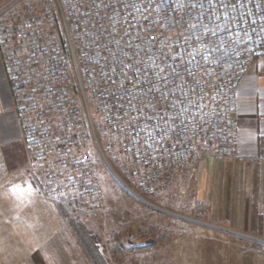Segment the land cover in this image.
Instances as JSON below:
<instances>
[{
	"label": "rangeland",
	"instance_id": "rangeland-1",
	"mask_svg": "<svg viewBox=\"0 0 264 264\" xmlns=\"http://www.w3.org/2000/svg\"><path fill=\"white\" fill-rule=\"evenodd\" d=\"M91 3L0 0L9 92L0 95V264H264V238L209 219L196 197L195 163L230 143L223 134L213 133L209 147L198 135L195 148L134 149L123 148L129 136L116 125L113 144L105 120L121 123L137 111L123 116L104 97L115 89L102 75L104 57L124 51L112 43L105 18L111 8ZM38 109L43 123L26 130L22 117L31 120ZM142 111L155 128L158 121L147 119L153 111ZM65 129L78 135L62 137ZM139 137L135 132L130 141ZM43 139L53 141L41 146ZM148 153L161 155V164L143 159ZM157 169L161 175L153 174Z\"/></svg>",
	"mask_w": 264,
	"mask_h": 264
},
{
	"label": "snow or ice",
	"instance_id": "snow-or-ice-1",
	"mask_svg": "<svg viewBox=\"0 0 264 264\" xmlns=\"http://www.w3.org/2000/svg\"><path fill=\"white\" fill-rule=\"evenodd\" d=\"M83 2V0H82ZM175 5L174 8L171 6ZM90 7L94 8H111V11L105 13V18L109 21L111 35L113 36L112 43L119 45L121 41V30L123 36H130L135 31L137 35L141 31L157 30L162 24L170 29H175L180 26L181 31L175 40L171 37H164L165 41L171 40L172 44L179 45L181 40L187 46L189 36L185 35V31L191 34V39L200 40L201 35L211 34L217 35L218 32H228L231 34V25L235 22L238 28L244 21L232 15L238 8H243L241 0H92ZM207 8V14L203 13V9ZM199 9L200 11H194ZM184 10V15L177 16L174 12ZM243 15V13H241ZM187 16V19H185ZM264 19V17H261ZM219 21L214 28L208 25L213 21ZM145 23L147 27H145ZM163 37V32L160 33ZM155 37L149 36L148 44L149 55L145 61L141 55L139 45H136L138 51H124L121 56L116 54L111 55V63L108 58L104 57L108 68L102 73L103 76H108L109 71L120 77L119 86L125 87V81L130 85L125 89V96L129 100V108L136 109L137 115L130 116V121H136L137 136L141 131L146 132L150 138L159 136L161 140L167 137L168 130L180 129L181 124H176L174 121L171 125L165 117L170 111L177 113H185L191 109L193 120L196 114L205 108L204 103L206 92L201 89L200 93H196V87H199V81L196 82V87L191 88V92L195 94V99L189 95L185 85L188 81L185 76L195 80V73L188 67L194 63V57L198 49L187 51L186 47L172 48L171 45L165 43L163 51L159 56L151 52V48L157 44ZM100 47H104L100 45ZM127 48H132V41L129 39L126 42ZM207 45L205 48L207 49ZM187 51V56L185 52ZM125 57H130V61L125 60ZM203 59H207L204 55ZM183 68V71H179ZM129 72L132 75H129ZM112 83L116 80L110 77ZM135 90V94L132 91ZM144 93L149 95L158 94L159 99L168 101L164 108H157V105L151 101L145 103L143 99ZM152 99H156L153 95ZM140 105L138 107L137 105ZM151 108L154 115L148 116V120L158 121L155 128H150L148 123L139 126L140 117L144 115L142 108ZM128 115V113H125ZM158 130V131H157ZM147 142V141H146Z\"/></svg>",
	"mask_w": 264,
	"mask_h": 264
},
{
	"label": "built area",
	"instance_id": "built-area-1",
	"mask_svg": "<svg viewBox=\"0 0 264 264\" xmlns=\"http://www.w3.org/2000/svg\"><path fill=\"white\" fill-rule=\"evenodd\" d=\"M241 2L244 7L238 8L232 15L242 19L244 22L241 23L238 28L234 22L231 25V34L228 32H218L217 35L213 36L209 33L201 35L200 40L197 41L191 39V34L185 31V35L190 37L187 46H185L183 40L179 42V45L171 43V40H175L177 35L181 31H184L179 25H177L175 29H170L162 24L157 30L141 31L139 35L133 31L130 36H123L122 32L120 41V47L123 49L122 51H138L135 46L139 45L140 55L145 61H147L149 55V36L155 37L158 41L156 46L151 48V52H154L157 56L163 51L165 43L171 45L172 48L186 47L187 51L198 49L194 57L195 62L188 65L195 73V80L185 76V79L188 81L185 88L189 91V95L195 99V94L191 92V88L196 87V82L199 81L200 83L199 87H196V93H200L201 89L207 93L204 98V103L207 106L196 114L194 120L190 114L191 109L182 114L170 111L165 117L169 125H171L173 121L176 124H181L182 121L183 123L180 129L175 130L181 132L184 139L187 137L193 138V141L182 143L176 149L198 147L199 144L196 143V137L198 135L201 138H205L206 142L203 146L206 145L207 147L211 145V141H209L208 138L213 133L223 134L221 141H224V134L236 123L237 88L245 76L249 65L264 55V19H261V17H264V0H241ZM171 7L174 8L175 5ZM194 11L200 10L196 9ZM208 11L207 8L203 9L204 14H207ZM241 13H243V15H241ZM174 15H176L178 19L180 15H184V10H177L174 12ZM185 19H187V16H185ZM217 23L220 22L214 20L208 26L214 28ZM145 27H147L146 23ZM161 32H163V37L160 35ZM164 37H171V40L165 41ZM128 39L132 41V48H127L126 45H124L123 41H127ZM206 45L208 46L207 49L205 48ZM187 51L185 52V56H187ZM121 54L117 56L119 57ZM204 55L207 56V59L202 58ZM130 59L125 57L127 61H130ZM75 66L78 73L76 61ZM179 71H183V68H180ZM129 75H132V73L129 72ZM110 77L116 80V83H113V86H115V94L113 96L118 98L116 99L117 101H115L117 103L114 102V104H117L115 109L119 110L121 115H123L122 113L124 112H130L133 108H129V100L125 96V89L129 88L130 85L125 81V87H120L119 75H114L110 71L106 80L107 83H109ZM104 87L107 88L106 86ZM132 91L135 94V90L132 89ZM153 95L156 99H152ZM106 98H108V96H106ZM143 99L145 103L151 101L155 104L156 101H161V108H164L168 103V101L160 100L158 94L149 95L148 93H144ZM118 105H121L122 108H118ZM145 108L146 110L151 109ZM161 144L164 145V139L161 140ZM229 152L230 149H228V145L224 142L221 150L211 153L205 152L203 158L212 157L221 159L223 155ZM186 153L187 152L184 153V157Z\"/></svg>",
	"mask_w": 264,
	"mask_h": 264
},
{
	"label": "crops",
	"instance_id": "crops-1",
	"mask_svg": "<svg viewBox=\"0 0 264 264\" xmlns=\"http://www.w3.org/2000/svg\"><path fill=\"white\" fill-rule=\"evenodd\" d=\"M8 93L0 60V95ZM236 107L230 152L195 163L196 197L208 207L209 219L264 238V56L249 65Z\"/></svg>",
	"mask_w": 264,
	"mask_h": 264
},
{
	"label": "trees",
	"instance_id": "trees-1",
	"mask_svg": "<svg viewBox=\"0 0 264 264\" xmlns=\"http://www.w3.org/2000/svg\"><path fill=\"white\" fill-rule=\"evenodd\" d=\"M94 18L95 17H91L90 18V20H89V23L88 24H91L92 25V23H93V21H94ZM65 43H66V41H65V39L63 38V35H62V44L64 45V47H65ZM110 59V58H109ZM108 59V61H109V63H110V60ZM37 65V64H36ZM40 65V64H39ZM99 66H100V63L98 64ZM23 68H24V66H23ZM8 69V68H7ZM8 72H9V70H8ZM12 72L10 71V82H11V84H12V86H13V93H14V95H15V98H16V101H17V103H20L19 102V93H20V88H21V86H19L18 88L17 87H15V80H14V73H13V75L11 74ZM39 74L40 73H38L37 74V76H39ZM41 76H44V74H40ZM84 81V80H83ZM63 85L64 86H66L67 85V82H66V80H63ZM64 86H59L60 87V89H59V92H60V94H62V96H66V94H63V89H64ZM75 90V93L77 94V85H76V83L74 82V84H73V91ZM31 91H32V93H34L35 92V89L34 88H32L31 89ZM106 91H109V92H107V93H105L104 94V97H106V96H108V98H107V100H108V102H109V104H111V105H114V107H117V104H114V102L115 101H117L116 99H118V98H115L113 95L115 94V90H112V91H110L109 89H106ZM21 102H22V100H21ZM67 102L68 101H65L64 102V104L63 105H61V107L62 108H65V106H66V104H67ZM115 103H117V102H115ZM156 105H157V108L158 109H160L161 108V101L160 102H157V103H155ZM35 106L33 105V106H31V108H34ZM122 108V106L121 105H118V108ZM138 107H140V105L138 104ZM142 109H146L145 107L144 108H142ZM150 111H153V109H149ZM153 113H154V111H153ZM43 115L44 114H42V111L40 110V109H38L36 112H35V116H33L32 118H31V120H29L28 119V117L26 116V118H25V116H23L22 117V119L23 120H25V122L27 121L28 123H25V129L26 130H28V129H34L36 126H38L37 125V123L38 122H40V123H43ZM154 115V114H153ZM130 116H132V115H129V116H125L124 118H123V120H120V122L121 123H118V119L115 121V119H113L112 121L113 122H110V121H107V120H105L106 122H107V126H108V128H109V133H110V135L112 134V136L114 137L113 138V144H115V143H118L117 141H115L116 140V134H115V132H114V129H115V126L116 125H118L119 127V129L121 130V131H123L124 132V134H125V136L127 137V136H129V139H128V143H126V145L127 146H125V147H123V145H122V147L123 148H127V147H129V148H145V149H148V150H151V149H153V148H164V149H167V148H169V149H176L177 147H179L180 146V144H182V143H187V142H190L191 141V138H190V140H186V139H184V136H183V134L181 133V132H179V131H176V130H168V133H167V137L164 139V145H162L161 143H158V142H156L154 139L155 138H153V140H154V142L155 143H153V140L152 139H150V137L148 136V134L146 133V132H143L142 131V134H139V142L138 143H135V141H133V140H131L130 141V138H131V136H135V132H137V131H135L136 130V128H135V125H136V121H130ZM150 122H153L152 120H150ZM116 123V124H115ZM144 123H147V122H144L143 121V118H141L140 117V121H139V126L142 124H144ZM99 125V124H98ZM39 126H41V125H39ZM99 126H101V125H99ZM124 126V127H123ZM111 127V128H110ZM101 128H102V126H101ZM127 128H129V130L130 131H133V132H130V133H128L127 131H129V130H127ZM34 131V130H33ZM64 131V133L62 134V137H75V136H77L78 135V132H77V130H69V129H65V130H63ZM114 132V133H113ZM26 133H29L28 131L26 132ZM35 138L36 139H41V137H43V136H40V135H38V134H36L35 133ZM233 138H234V133H232V132H230V131H228L226 134H225V141H227V142H232V140H233ZM53 141V140H52ZM52 141H48V140H44L43 139V143H42V145L41 146H47V145H50V143H52ZM151 142V144H148L147 142ZM44 149V148H43ZM108 149V148H107ZM109 150V149H108ZM38 152L39 151H37V152H33V155H36V154H38ZM160 153H161V151H160ZM190 153V152H189ZM109 154H110V156L112 157V159L114 160V161H117V159H116V156L112 153V151H110L109 150ZM149 155H143V159H145L144 157H146V159L148 160V158L150 157V158H152L151 160H154V159H156V161L158 162V163H160L161 164V160H160V157H161V155H159V154H156V153H148ZM159 173V174H158ZM153 174L155 175V174H157V175H161V169H157L155 172H153Z\"/></svg>",
	"mask_w": 264,
	"mask_h": 264
}]
</instances>
